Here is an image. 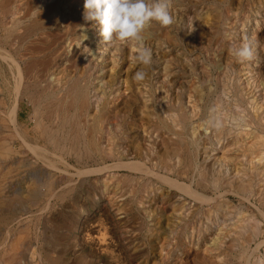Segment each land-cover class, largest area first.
<instances>
[{"label":"rangeland","instance_id":"1","mask_svg":"<svg viewBox=\"0 0 264 264\" xmlns=\"http://www.w3.org/2000/svg\"><path fill=\"white\" fill-rule=\"evenodd\" d=\"M84 2L0 0V264H264V0H171L151 65Z\"/></svg>","mask_w":264,"mask_h":264},{"label":"clouds","instance_id":"2","mask_svg":"<svg viewBox=\"0 0 264 264\" xmlns=\"http://www.w3.org/2000/svg\"><path fill=\"white\" fill-rule=\"evenodd\" d=\"M83 7V19L97 22L103 41H112L115 37L122 43L139 42L135 60L143 65H151L152 51L143 45L141 33L153 21L163 27L174 23L171 0H85ZM232 51L241 62L254 57L250 42L233 46ZM145 76L146 73L139 70L133 79L143 81Z\"/></svg>","mask_w":264,"mask_h":264},{"label":"bare ground","instance_id":"3","mask_svg":"<svg viewBox=\"0 0 264 264\" xmlns=\"http://www.w3.org/2000/svg\"><path fill=\"white\" fill-rule=\"evenodd\" d=\"M44 2H45V1H44ZM45 4H46V3H45ZM67 5H68V4H67ZM71 5H72V4H71ZM76 7H77V6H76ZM80 8H81V7H80ZM80 8H79V9H80ZM69 10H70V9H69ZM60 12H61V10H60ZM79 17H81V16H79ZM259 19H260V18H259ZM65 20H66V19H65ZM66 22H67V21H66ZM80 22H82V21H80ZM20 23H21V22H20ZM78 23H79V22H78ZM88 23H89V22H88ZM52 24H53V23H52ZM73 24H74V23H73ZM258 24H259V23H258ZM75 25H76V24H75ZM244 26H245V25H244ZM48 27H49V26H48ZM98 27H99V26H98ZM67 28H68V27H67ZM83 28H84V27H83ZM47 29H48V28H47ZM51 29H52V28H51ZM248 29H249V28H248ZM49 31H50V30H49ZM97 32H98V31H97ZM247 33H248V32H247ZM245 35H246V34H245ZM40 36H41V35H40ZM31 37H32V36H31ZM247 40H248V39H247ZM69 41H70V40H69ZM90 41H91V40H90ZM112 41H113V40H112ZM114 41H115V40H114ZM61 42H63V41H61ZM108 42H109V41H108ZM134 42H135V41H134ZM81 44H82V43H81ZM84 44H85V43H84ZM153 44H154V43H153ZM111 45H112V44H111ZM255 45H256V44H255ZM54 46H55V45H54ZM74 46H75V45H74ZM98 46H99V45H98ZM148 46H150V45H148ZM252 46H253V45H252ZM258 46H260V45H258ZM258 46H257V47H258ZM148 48H150V47H148ZM252 48H253V47H252ZM255 48H256V47H255ZM1 49H3V47H2ZM257 49H259V48H257ZM7 50H8V49H7ZM48 50H49V49H48ZM75 50H76V49H75ZM100 50H101V49H100ZM5 51H6V50H5ZM15 51H16V50H15ZM84 51H85V50H84ZM101 51H102V50H101ZM151 51H152V50H151ZM159 51H160V50H159ZM255 51H256V50H255ZM8 52H9V51H8ZM260 52H261V50H260ZM263 52H264V51H263ZM134 53H135V52H134ZM153 53H154V52H153ZM116 54H117V53H116ZM12 55H13V54H12ZM12 55H10V56H12ZM120 55H121V54H120ZM0 56H1V54H0ZM5 56H6V55H5ZM5 56L3 55V57H5ZM10 56H8V58H9ZM14 56H15V55H14ZM90 56H91V55H90ZM6 57H7V56H6ZM15 57H16V56H15ZM258 57H259V56H258ZM84 58H85V57H84ZM154 58H155V57H154ZM10 59L15 60L14 57H13V58L10 57ZM116 59H117V58H116ZM12 60H11V61H12ZM89 60L91 61L90 58H89ZM93 60H94V59H93ZM93 60H92V61H93ZM261 60H262V59H261ZM17 61H18V60H17ZM110 61H111V60H110ZM117 61H118V60H117ZM164 61H165V60H164ZM250 61H251V60H250ZM6 62H7V60H6ZM158 62H159V61H158ZM17 63H18V62H16V64H17ZM59 63H60V62H59ZM83 63H84V62H83ZM112 63H113V62H112ZM117 63H118V62H117ZM154 63H155V62H154ZM161 63H162V62H161ZM171 63H173V62H171ZM248 63H250V62H248ZM87 64H88V63H87ZM90 64H92V63H90ZM93 64H94V63H93ZM246 64H247V63H246ZM111 65H112V64H111ZM162 65H163V64H162ZM13 66H14V65H13ZM17 66H18V70H19V74H20L21 78H20V82H18L19 84H17V85H18V89L15 88L16 90H18V91H17V94L15 95V96H16V99H15L13 105L11 106V109H9V110H10L9 112H10V114H11L10 117L12 116V119H10V122H11V120H13L15 125H17L18 97L20 96V94H21V92H22V91H21V83H22L21 81H22V79H23L22 70H21L19 64H17ZM94 66H96V64H95ZM114 66H115V65H114ZM253 66H254V65H253ZM107 67H109V66H107ZM124 67H125V66H124ZM159 67H160V65H159ZM258 67H259V66H258ZM97 68H99V67L97 66ZM116 68H117V67H116ZM151 68H152V67H151ZM248 68H249V67H248ZM2 69H3V68H2ZM157 69H159V68H157ZM251 69H252V68H251ZM254 69H255V68H254ZM18 70H17V71H18ZM98 70H99V69H98ZM100 70H101V69H100ZM104 70H105V68H104ZM107 70H108V69H107ZM134 70H135V69H134ZM160 70H161V69H160ZM162 70H163V69H162ZM14 71H15V70H14ZM94 71H95V70H94ZM15 72H16V71H15ZM13 73H14V72H13ZM99 73H100V72H99ZM159 73H160V72H159ZM159 73H158V74H159ZM251 73H252V72H251ZM251 73H250V74H251ZM257 73H258V72H257ZM11 74H12V73H11ZM113 74H115V73L113 72ZM160 74H161V73H160ZM160 74H159V75H160ZM169 74H170V73H169ZM250 74H249V75H250ZM121 75H122V74H121ZM94 76H95V75H94ZM107 76H108V75H107ZM109 76H110V75H109ZM111 76H112V75H111ZM166 76H167V74H166ZM228 76H229V75H228ZM254 76H255V74H254ZM256 76H257V74H256ZM256 76H255V77H256ZM18 77H19V76H18ZM117 77H118V76H117ZM132 77H133V76H132ZM158 77H159V76H158ZM160 77H161V76H160ZM163 77H164V76H163ZM91 78H92V77H91ZM105 78H106V77H105ZM105 78H104V79H105ZM109 78H110V77H109ZM151 78H152V77H151ZM15 79H16V77H15ZM15 79H14V80H15ZM17 79H18V78H17ZM104 79H103V80H104ZM164 79H165V78H164ZM254 79H255V78H254ZM107 80H108V79H107ZM119 80H120V79H119ZM92 81H93V80H92ZM120 81H121V80H120ZM118 82H119V81H118ZM149 82H150V81H149ZM151 82H152V81H151ZM240 82H241V81H240ZM250 82H251V80H250ZM258 82H259V81H258ZM258 82H257V83H258ZM124 83H125V82H124ZM160 83H161V82H160ZM252 83H253V82H252ZM253 84H254V83H253ZM11 85H12V84H11ZM115 85H116V84H115ZM140 85H141V84H140ZM142 85H143V84H142ZM145 85H146V84H145ZM164 85H165V84H164ZM15 87H17V86H15ZM104 87H105V85H104ZM134 87H135V86H134ZM223 87H224V86H223ZM13 88H14V87H13ZM119 88H120V87H119ZM122 88H123V87H122ZM13 90H14V89H13ZM261 90H262V89H261ZM5 91H6V90H5ZM97 91H98V90H97ZM124 91H125V90H124ZM13 92H14V91H13ZM92 92H93V91H92ZM115 92H116V91H115ZM165 92H166V91H165ZM224 92H225V91H224ZM259 92H261V91H259ZM123 93H124V92H123ZM131 93H132V91H131ZM159 93H160V92H159ZM167 93H168V92H167ZM219 93H221V92H219ZM231 93H232V92H231ZM92 94H93V93H92ZM98 94H99V93H98ZM129 94H130V93H129ZM163 94H164V93H163ZM165 94H166V93H165ZM115 95H116V94H115ZM263 95H264V94H263ZM263 95H262V96H263ZM144 96H145V95H144ZM213 96H214V95H213ZM229 96H230V95H229ZM262 96H260V97H262ZM123 97H124V96H123ZM160 97H161V96H160ZM234 97H235V96H234ZM118 98H119V97H118ZM258 98H259V97H258ZM262 98H263V97H262ZM262 98H261V100H262ZM119 99H120V98H119ZM130 99H131V98H130ZM147 99H148V98H146V100H147ZM158 99H159V98H158ZM230 101H231V100H230ZM263 101H264V100H263ZM263 101H262V102H263ZM136 102H137V101H136ZM159 102H160V101H159ZM138 103H140V102H138ZM138 103H137V104H138ZM146 103H148V102H146ZM219 103H220V102H219ZM263 103H264V102H263ZM125 104H126V103H125ZM128 104H129V102H128ZM128 104H127V105H128ZM132 104H133V103H132ZM127 105H126V106H127ZM119 106H120V105H119ZM128 106H129V105H128ZM151 107H152V106H151ZM149 108H150V107H149ZM193 108H194V107H193ZM118 109H119V108H118ZM126 109H127V108H126ZM132 110H133V108H132ZM200 110H201V109H200ZM1 111H2V110H1ZM144 111H145V110H144ZM9 112H8V114H9ZM19 112H20V111H19ZM117 112H118V111H117ZM199 112H200V111H199ZM138 113H139V112H138ZM23 114H24V113H23ZM97 114H98V113H97ZM5 115H7V114H5ZM117 115H119V114H117ZM136 115H137V114H136ZM149 115H150V113L148 114V116H149ZM89 116H90V115H89ZM92 116H93V115H92ZM10 117H9V118H10ZM136 117H137V116H136ZM136 117H135V118H136ZM118 118H119V117H118ZM142 122H143V121H142ZM214 122H215V121H214ZM12 123H13V122H12ZM129 123H130V122H129ZM211 123H212V122H211ZM242 123H243V122H242ZM14 124H13V126H14ZM148 127H149V125H148ZM186 127H187V126H186ZM186 127H185V128H186ZM14 128H15V127H14ZM14 128H13V129H14ZM128 128H129V127H128ZM195 128H196V127H195ZM213 128H214V127H213ZM238 128H239V127H238ZM15 130H16V129H15ZM17 130H18V129H17ZM114 130H115V129H114ZM136 130H137V129H136ZM150 130H151V129H150ZM196 130H197V129H196ZM214 130H215V129H214ZM164 131H165V130H164ZM136 132H137V131H136ZM148 132H149V131H148ZM110 133H111V132H110ZM17 134H18V133H17ZM19 134H20V133H19ZM167 134H168V133H167ZM20 136H21V139H22L23 143L26 144L27 147L29 146L30 148H32L34 151H35V150H38V149H39V150H40V149H42V150L45 149V148H42L41 146H39L38 144H34V145L31 144L30 142L27 141V139H26L24 136H22V134H20ZM105 137H106V136H105ZM159 137H160V136H159ZM241 137H242V136H241ZM238 138H239V137H238ZM147 139H149V138H147ZM157 139H158V138H157ZM212 140H213V139H212ZM105 141H106V140H105ZM125 141H126V139H125ZM161 141H162V140H161ZM238 141H239V140H238ZM128 142H129V141H128ZM213 142H214V140H213ZM123 143H124V142H123ZM126 143H127V142H126ZM221 143H222V142H221ZM232 143H233V142H232ZM132 144H133V143H132ZM234 144H235V143H234ZM236 144H237V143H236ZM127 145H128V144H127ZM240 145H241V144H240ZM245 145H246V144H245ZM235 146H236V145H235ZM242 146H243V145H242ZM132 147H133V146H132ZM125 149H126V148H125ZM160 149H161V148H160ZM228 150H229V148H228ZM131 151H132V150H131ZM139 151H140V150H139ZM176 151H177V153H178L179 155H181L182 147H181V146H178ZM213 151H214V150H213ZM133 152H134V151H133ZM37 153H38V152H37ZM129 153H130V152H129ZM140 153H141V152H140ZM210 153H211V152H210ZM50 154H51V153H50ZM208 154H209V153H208ZM208 154H207V155H208ZM58 155H59V154H58ZM131 155H132V154H131ZM241 155H242V153H241ZM192 156H193V155H192ZM41 157H42V156H41ZM239 157H240V156H239ZM249 157H250V156H249ZM206 158H207V157H206ZM241 158H242V157H241ZM247 158H248V157H247ZM217 159H218V158H217ZM244 159H246V158H244ZM252 159H253V158H252ZM255 159H256V158H255ZM2 160H3V159H2ZM63 160H64V159H63ZM135 160H136V158H135ZM227 160H228V159H227ZM235 160H236V159H235ZM239 160H241V159H239ZM250 160H251V159H250ZM253 160H254V159H253ZM64 161H66V160H64ZM128 161H129V160H128ZM137 161H139V159H138ZM221 161H222V160H220V162H221ZM67 162H68V161H67ZM109 162H110V160H109ZM121 162L124 163V161H121ZM121 162H120V163H121ZM125 162H126V161H125ZM130 162H131V164H129L130 167H131V166L133 167V166L136 164V163H135V164L132 163V161H130ZM228 162H229V161H228ZM258 162H259V160H258ZM139 163H141V162H139ZM142 163H143V160H142ZM196 163H197V162H196ZM110 164H112V163L110 162ZM220 164H221V163H220ZM227 164H228V163H227ZM257 164H258V163H257ZM260 164H262V163H260ZM102 165L104 166V164H102ZM105 165H106V164H105ZM107 165H108V163H107ZM115 165H116V164H115ZM115 165H114L113 167H115ZM122 165H123V164H122ZM224 165H225V164H224ZM235 165H236V164H235ZM255 165H256V164H255ZM60 166H61V165H60ZM110 166H112V165H110ZM119 166H120V165H119ZM124 166H125V165H123V167H124ZM215 166H216V165H215ZM222 166H223V165H222ZM222 166H221V167H222ZM88 167H89V166H88ZM88 167H87V168H88ZM95 167H96V168H94L93 170H97V166H95ZM104 167L107 168L106 166H104ZM120 167H122V166H120ZM130 167H128V165H127L126 168L129 169ZM148 167L150 168V166H148ZM195 167H196V166H195ZM226 167H227V166H226ZM240 167H241V166H240ZM51 168H52V167H51ZM55 168H56V167L53 166V169H55ZM57 168H58V167H57ZM57 168H56V169H57ZM91 168H92V167H91ZM91 168H90V169H91ZM100 168H101V167H100ZM116 168H117V167H116ZM136 168H137V167H136ZM217 168H218V166H217ZM228 168H229V167H228ZM235 168H236V167H235ZM110 169H111V168H110ZM130 169H132V168H130ZM59 170H60V169H59ZM125 170H126V169H125ZM133 170H134V169H133ZM141 170H142V169H141ZM221 170H222V168H221ZM223 170L226 171V169H223ZM228 170H229V169H228ZM238 170H239V169H238ZM244 170H245V169H244ZM263 170H264V169H263ZM37 171H38V170H37ZM76 171H77V170H76ZM88 171H90V170H89V169L84 170V172H88ZM91 171H92V169H91ZM91 171H90V172H91ZM104 171H105V170H104ZM142 171H143V170H142ZM150 171H151V170H150ZM229 171H231V170H229ZM57 172H59V171H57ZM73 172H74V171H73ZM92 172H93V171H92ZM92 172H91V173H92ZM99 172H100V171H99ZM99 172H98V173H99ZM145 172H146V171H145ZM159 172H160V171H159ZM162 172H163V171H162ZM60 173H61V172H60ZM81 173H82V172H81ZM100 173H101V172H100ZM142 173H143V172H142ZM148 173H149V172H148ZM153 173H154V172H153ZM223 173H224V172H223ZM84 174H85V173H84ZM84 174H83V175H84ZM87 174H88V173H87ZM155 174H157V173H155ZM162 174H163V173H162ZM216 174H217V173H216ZM220 174H221V173H220ZM220 174H219V175H220ZM240 174H241V173H240ZM254 174H255V173H254ZM262 174H263V173H262ZM61 175H63V174L61 173ZM83 175H82V176H83ZM160 175H161V174H160ZM164 175H165V174H163V176H162V177L160 176V177L163 179V178H164ZM169 175H171V174H169ZM173 175H174V174H173ZM248 175H249V174H248ZM251 175H252V174H251ZM74 176H75V175H74ZM86 176H87V175H86ZM90 176H91V175H90ZM93 176H94V174H93ZM238 176H239V175H238ZM242 176H243V175H242ZM252 176H253V175H252ZM156 177H157V176H156ZM170 177H171V176H170ZM243 177H244V176H243ZM73 178H74V177H73ZM76 178H77V177H76ZM165 178H166V177H165ZM165 178H164V179H165ZM232 178H233V177H232ZM237 178H239V177H237ZM71 179H72V178H71ZM166 179H167V180H164V181H166V182L169 181V183H170L171 185L179 186L180 188H182V190H183V189H186V190L188 189V191H189V192L187 191L188 194L191 193L192 195H195V196H203L201 193H199L198 191H196V189L192 188V186H190L189 183H186V184H189V185H184L183 183H179V182L177 181L178 179H175V178H174V179H175V180H174V179H170L169 177H167ZM234 179H235V178H234ZM244 179H246V178H244ZM68 180H69V179H68ZM73 180H74V179H73ZM73 180H72V181H73ZM180 180H181V179H180ZM235 180H236V179H235ZM242 180H243V179H242ZM69 181H70V180H69ZM74 181H75V180H74ZM181 182H182V181H181ZM236 182H237V180H236ZM56 183H57V182H56ZM191 183H192V182H191ZM229 183H230V182H229ZM233 183H234V182H233ZM238 183L240 184L239 181H238ZM66 184H68V183H66ZM75 184H76V183H75ZM236 185H237V184H236ZM61 186H62V185H61ZM59 187H60V186H59ZM59 187H58V188H59ZM68 187H70V186H68ZM73 187H74V186H73ZM166 187H167V186H166ZM184 187H185V188H184ZM63 188H64V187H63ZM177 188H178V187H177ZM180 188H179V189H180ZM60 189H61V188H60ZM179 189H177V190H179ZM109 190H110V189H109ZM180 190H181V189H180ZM223 190H224V189H223ZM230 190H231V189H230ZM56 191H57V189H56ZM113 191H114V189H113ZM228 191H229V190H228ZM233 191H234V190H233ZM183 192H184V190H183ZM224 192H225V191H224ZM237 192H238V191H237ZM52 194H53V193H52ZM56 194H57V193H56ZM107 194H108V193H107ZM115 194H116V193H115ZM185 194H186V192H185ZM185 194H184V195H185ZM188 194H187V195H188ZM203 194H204V193H203ZM240 194H241V193H240ZM113 195H114V194H113ZM152 195H153V194H152ZM219 195H220V193H219ZM219 195H218V196H219ZM221 195H222V194H221ZM228 195H229V194H228ZM190 196H191V195H190ZM195 196H194V197H195ZM31 197H32V196H31ZM203 197H204V196H203ZM216 197H217V196H216ZM49 198H50V197H49ZM115 199H116V198H115ZM120 199H121V198H120ZM199 199H200V198H199ZM199 199H198V200H199ZM202 199H203V198H202ZM202 199H201V200H202ZM205 199H206V198H205ZM216 199H217V198H216ZM246 199H247V197H246ZM248 199H249V198H248ZM49 200H50V199H49ZM118 200H119V198H118ZM113 201H114V203H115V200H113ZM204 201H205V200H204ZM247 201H248V200H247ZM251 201H253V200H251ZM46 202H47V201H46ZM116 202H117V201H116ZM188 202H189V201H188ZM209 202H210V201H209ZM211 202H212V201H211ZM252 203H253V202H252ZM88 204H89V203H88ZM204 204H205V203H204ZM206 204H208V203H206ZM46 205H47V204H46ZM114 205H115V204H114ZM211 205H212V204H211ZM256 205H257V204H256ZM112 206H113V205H112ZM118 206H120L119 203H118ZM253 206H254V205H253ZM46 207H48V206H46ZM221 207H222V206H221ZM257 207H258V205H257ZM90 208H91V207H90ZM223 208H224V206H223ZM225 208H226V207H225ZM263 208H264V207H263ZM156 209H157V208H156ZM195 209H196V208H195ZM256 209H257V208H256ZM249 210H251V209H249ZM23 211H24V210H23ZM38 211H40V210H38ZM202 211H203V210H202ZM202 211H201V212H202ZM263 211H264V210H263ZM36 212H37V211H36ZM213 212H214V211H213ZM216 212H217V211H216ZM260 212H261V211H260ZM141 213H142V212H141ZM128 214H129V213H128ZM172 214H173V213H172ZM174 214H176V213H174ZM178 214L181 215L180 213H178ZM200 214H201V213H200ZM209 214H210V213H209ZM261 214H263V213H261ZM169 216H170V215H169ZM209 216H210V215H209ZM20 217H21V216H20ZM20 217H19V218H20ZM117 217H118V216H117ZM202 217H203V216H202ZM207 217H208V216H207ZM212 217H213V216H212ZM115 218H116V217H115ZM172 218H173V217H172ZM16 220H17V219H16ZM169 220H170V219H169ZM172 220H173V219H172ZM203 220H204V219H203ZM213 220H214V219H213ZM258 220H259V219H258ZM13 222H14V221H13ZM102 222H103V221H102ZM169 222H170V221H169ZM207 222H208V221H207ZM15 223H16V222H15ZM155 223H156V222H155ZM163 223H164V222H163ZM13 225H14V224H13ZM92 225H93V224H92ZM118 225H120V223H119ZM100 226H101V225H100ZM98 228H99V227H98ZM8 229H9V228H8ZM105 229H106V228H105ZM190 229H191V228H190ZM217 229H218V228H217ZM21 230H22V229H21ZM128 230H129V229H128ZM128 230H127V231H128ZM210 231H211V230H210ZM103 232H104V230H103ZM105 232H106V231H105ZM105 232H104V233H105ZM130 232H131V231H130ZM6 233H7V230H6ZM120 233H121V231H120ZM102 234H103V233H102ZM105 234H106V233H105ZM98 235H99V234H98ZM107 235H108V234H106V236H107ZM212 235H213V234H212ZM104 236H105V235H104ZM194 236H195V235H194ZM226 236H227V235H226ZM90 237H91V236H90ZM102 238H103V236H102ZM104 238H105V237H104ZM104 238H103V239H104ZM13 239H14V238H13ZM113 239H114V238H113ZM120 239H121V238H120ZM125 239H126V238H125ZM146 239H147V237H146ZM161 239H162V238H161ZM195 239H196V238H195ZM199 239H200V238H199ZM201 239H202V237H201ZM263 239H264V238H263ZM10 240H11V239H10ZM100 240H102V239H100ZM111 240H112V238H111ZM173 240H174V239H173ZM204 240H205V239H204ZM218 240H219V239H218ZM158 241H159V240H158ZM201 241H203V240H201ZM106 242H107V241H106ZM263 242H264V240H263ZM103 243H104V242H103ZM223 244H224V243H223ZM252 244H253V243H252ZM262 244H263V243H262ZM157 245H158V244H157ZM164 245H165V244H164ZM164 245H163V246H164ZM221 245H222V244H221ZM0 246H1V245H0ZM155 246H156V245H155ZM227 246H228V245H227ZM227 246H226V248H227ZM254 246H255V244H254ZM102 247H103V246H102ZM107 247H109V246H107ZM220 247H221V246H220ZM14 248H15V247H14ZM17 248H18V247H17ZM157 248H158V246H157ZM211 248H212V247H211ZM214 248H215V247H214ZM227 249H228V248H227ZM261 249H262V248H261ZM9 250H10V249H9ZM105 250H106V249H105ZM133 250H134V249H133ZM251 250H252V249H251ZM168 251H169V250H168ZM212 251H213V250H212ZM174 253H175V252H174ZM250 253H251V252H250ZM162 254H163V253H162ZM169 254H170V252H169ZM180 254H181V253H180ZM101 255H102V254H101ZM173 255H174V254H173ZM227 256H228V255H227ZM35 257H36V256H35ZM160 257H162V256H160ZM170 257H171V256H170ZM228 257H229V256H228ZM28 258H29V256H28ZM162 258H163V257H162ZM164 258H165V256H164ZM115 259H117V258H115ZM26 260H27V259H26ZM163 260H164V259H163ZM166 260H167V259H166ZM166 260H165V261H166ZM170 261H171V259H170ZM177 261H179V260L177 259ZM225 262H226V261H225ZM168 263H169V262H168ZM260 263H262V262H260ZM154 264H155V263H154ZM175 264H176V263H175Z\"/></svg>","mask_w":264,"mask_h":264}]
</instances>
